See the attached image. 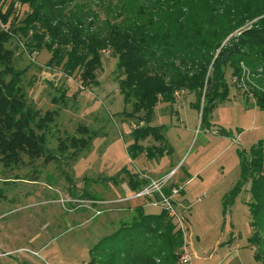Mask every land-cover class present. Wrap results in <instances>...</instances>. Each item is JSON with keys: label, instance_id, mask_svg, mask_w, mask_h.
<instances>
[{"label": "rangeland", "instance_id": "rangeland-1", "mask_svg": "<svg viewBox=\"0 0 264 264\" xmlns=\"http://www.w3.org/2000/svg\"><path fill=\"white\" fill-rule=\"evenodd\" d=\"M24 12L21 8L16 17L14 13L7 23L0 22L1 29L7 30L11 18H15L14 27L19 26ZM10 35L5 48L14 52L16 68L27 67L22 85L28 102L42 113L59 110L48 134L49 148L57 147L58 137L75 134L79 125L96 136L74 161L64 154L48 163L43 158L29 163L23 156V164L9 169L0 163V239L5 237L0 264H88L89 250L101 238L137 217V213L119 209L141 204L145 214L160 213L159 208L147 206L145 199L119 200L135 192L128 186L131 176L147 180L139 190L149 179L159 178L153 175L170 161L184 181L192 178L185 185L190 207L180 200L179 208L190 225L191 251L196 253L190 264H262L248 242L254 231L250 228L248 183L236 195L230 194L240 180L239 152L264 138V110L245 99L241 90L247 87L242 81L239 86L234 84L230 70L224 75L227 99L208 114L207 127L201 126L204 93L199 99L186 89L177 90L173 103H158L150 122L164 127L161 134L167 144L150 137L139 142L143 153L131 159L127 154L130 132L142 125L138 120L142 114L128 116L132 107L119 93L120 72L115 70L117 59L111 52H101V68L94 72L91 83L84 84L79 71L67 76L60 68L47 67L50 53H30L24 37ZM196 102L200 110L194 107ZM158 148H170L173 155L164 153L159 160H147V151L157 153ZM16 177L20 179L5 182ZM86 193L93 198L84 197ZM89 201L100 203L91 208ZM97 210L102 213L96 214ZM179 252L177 249V262L170 264H180Z\"/></svg>", "mask_w": 264, "mask_h": 264}, {"label": "trees", "instance_id": "trees-1", "mask_svg": "<svg viewBox=\"0 0 264 264\" xmlns=\"http://www.w3.org/2000/svg\"><path fill=\"white\" fill-rule=\"evenodd\" d=\"M21 8L26 12L19 26L11 18L7 30L0 27V163L6 169L23 164V156L29 163L39 158L48 163L55 155L69 154L74 161L96 136L79 125L75 134L58 137L57 147L49 148L48 134L59 110L42 113L28 102L22 85L27 67L16 68L14 52L5 48L11 33L26 39L30 53H50L47 67L60 68L67 76L79 71L84 84L101 68V52H111L120 72L119 93L132 107L128 116L142 114V125L130 132L131 159L143 153L139 142L150 137L167 144L164 127L150 122L158 103H173L177 90L186 89L199 99L204 93L201 126L207 127L208 114L227 99V70L234 84L242 81L247 87L241 90L245 99L264 110V0H0V22L7 23L14 13L16 17ZM194 107L200 110L197 102ZM161 150H148L146 158L171 152ZM239 160L240 180L230 195L248 183L254 230L248 242L256 248L255 259L264 264V138L240 151ZM13 179L5 182L20 178ZM144 183L135 176L128 181L132 191ZM143 209H131L137 217L101 238L89 250L88 264L177 262L181 233L165 211L145 214Z\"/></svg>", "mask_w": 264, "mask_h": 264}, {"label": "built area", "instance_id": "built-area-1", "mask_svg": "<svg viewBox=\"0 0 264 264\" xmlns=\"http://www.w3.org/2000/svg\"><path fill=\"white\" fill-rule=\"evenodd\" d=\"M104 52V51H103ZM177 167L166 173L165 175L157 179H149V184L143 186L141 189L133 192L128 198L119 201H128L134 199H145L147 206H152L165 211L168 217L171 219L176 227V230L181 233L182 245L179 248L178 260L180 264H190L193 258L191 253V230L187 219L180 213L179 208L182 204L180 202V194L183 190L182 185H177L174 187H169L168 182L175 174ZM85 203L86 201H81ZM90 206L98 204L97 201H89ZM119 203V202H116ZM92 208V207H91ZM102 213L100 210L96 211V214ZM0 256H5V254H0Z\"/></svg>", "mask_w": 264, "mask_h": 264}, {"label": "crops", "instance_id": "crops-1", "mask_svg": "<svg viewBox=\"0 0 264 264\" xmlns=\"http://www.w3.org/2000/svg\"><path fill=\"white\" fill-rule=\"evenodd\" d=\"M171 155H173V153H172V150H171ZM169 153V154H170ZM170 155V156H171ZM147 159V158H146ZM148 160V159H147ZM159 160V159H158ZM158 160H155V161H158ZM149 161H151V160H149ZM148 161V162H149ZM177 167V166H176ZM176 167H174L173 166V162L172 161H170V165L168 166V167H166V168H164L161 172H159L158 174H156V175H153V178H157V177H161V176H163V175H165L166 173H168V171H170V170H173V169H175ZM151 173V172H150ZM151 177V176H150ZM192 178L190 177V179L189 180H187V181H184V178H182V177H180V176H178V171L176 170V172H175V174L172 176V178L169 180V182H168V186L169 187H174V186H177V185H182L183 186V190L181 191V197H180V199L184 202V203H187V204H189V207H190V203H189V200H188V193H186V189H185V185L188 183V181H190ZM144 181H147V180H144ZM129 186V185H128ZM129 189H130V187H129ZM132 193V192H131ZM135 200H138V199H134V200H131L132 202L133 201H135ZM127 202H130V201H127ZM138 205H141V204H136V206H138ZM135 206V207H136ZM118 210V209H117ZM119 210H123V211H128V212H131L132 213V210L131 209H128V208H125V209H119ZM5 237L3 238V239H0V249L2 248V247H5ZM201 246H203L204 247V245H201ZM193 248V245H192V243H191V249ZM191 253H192V251H191ZM192 254H196V253H192ZM194 257H195V255H194ZM196 258V257H195Z\"/></svg>", "mask_w": 264, "mask_h": 264}]
</instances>
